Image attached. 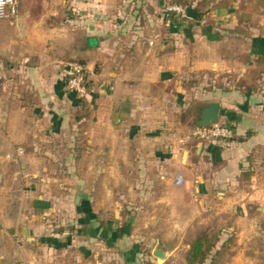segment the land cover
Returning a JSON list of instances; mask_svg holds the SVG:
<instances>
[{"label": "crops", "instance_id": "1", "mask_svg": "<svg viewBox=\"0 0 264 264\" xmlns=\"http://www.w3.org/2000/svg\"><path fill=\"white\" fill-rule=\"evenodd\" d=\"M175 1L190 10L172 23L167 0H18L0 19V264H139L136 238L162 217L178 236L207 217L235 234L264 220V22L239 0ZM70 61L85 68L80 96L64 87ZM186 99L218 102L232 137H192ZM112 169L141 186L139 200L168 188L153 197L166 208L144 209L120 237L82 187Z\"/></svg>", "mask_w": 264, "mask_h": 264}, {"label": "rangeland", "instance_id": "2", "mask_svg": "<svg viewBox=\"0 0 264 264\" xmlns=\"http://www.w3.org/2000/svg\"><path fill=\"white\" fill-rule=\"evenodd\" d=\"M240 10L243 11V17L249 16V19L257 24L264 22V0H247L246 3L242 4ZM236 14V10H234L233 15ZM187 102H189L188 99L185 100V108L188 107L187 109L190 111L191 107L187 105ZM190 105H193L191 112L195 114L194 107L196 106L194 104ZM187 112H183L184 120L186 121L187 118H190ZM130 157L131 153L128 154L129 160L131 159ZM82 160L85 162L83 163L84 168L80 169L79 172L82 176H88L89 170L86 168L87 159L85 157ZM126 166L128 167L129 163ZM109 173L112 175L110 176ZM119 175L118 169H112L111 172L110 170H106V172L100 173V177L94 185L82 186L83 189H86L90 193L91 204L95 210L98 222L110 226L118 224L121 226L127 222L122 221V219L127 220L130 216L131 220L127 222L128 231L131 227L134 230L136 229L135 226L140 225L143 220V215H145L144 209L150 210L154 208L160 211L166 208V201L156 199L158 197L156 195H159L161 198L163 191H168L166 185L165 188L161 185L146 188L143 193L145 198L141 197V200H139L140 198L137 193L141 191V186L131 185L128 182L125 183ZM169 191L171 190L169 189ZM153 197L156 198L154 199ZM135 219H137V222ZM167 220V217L160 218L161 225L157 231H153L151 234H142V239L137 236L136 240L139 241L137 247L143 253L141 256L142 260L148 253L147 259L152 257L159 264L168 263L166 254L163 259H157L149 253V249L156 238L158 244L163 243L161 244L163 251H166V247L168 246L177 245L176 254L172 255V260L176 262L175 264H178L180 259L184 257L183 249L186 245L188 247V242L196 236L206 234L213 243V247L207 253L202 264H264V220L262 221V219L247 232L235 234L233 231L219 228V220L216 217H207L205 223H202L199 227H195L197 228L196 230L189 234H181L180 236L168 232ZM130 222H134V226H131ZM150 235L153 237H150ZM145 237H147L149 242L143 241Z\"/></svg>", "mask_w": 264, "mask_h": 264}, {"label": "built area", "instance_id": "3", "mask_svg": "<svg viewBox=\"0 0 264 264\" xmlns=\"http://www.w3.org/2000/svg\"><path fill=\"white\" fill-rule=\"evenodd\" d=\"M89 1V0H82ZM167 11L175 12L177 19L186 17L184 9L176 4L165 6ZM17 13L16 0H0V19H12ZM64 87L67 91L73 92L80 96L84 92V83L86 81L84 66L76 61L67 62L63 71ZM192 137L200 142H217L232 137V130L226 123L215 122L207 126H195L191 132ZM182 178L175 175L174 183L180 184ZM15 264H27L23 260L15 262Z\"/></svg>", "mask_w": 264, "mask_h": 264}, {"label": "trees", "instance_id": "4", "mask_svg": "<svg viewBox=\"0 0 264 264\" xmlns=\"http://www.w3.org/2000/svg\"><path fill=\"white\" fill-rule=\"evenodd\" d=\"M16 1H17V8H18V0ZM204 1L211 2L212 6H215V7L227 5V2H228V0H204ZM246 1L247 0H239L238 1L239 7H241L242 4L246 3ZM165 4H166L165 6L172 5V4L179 5L184 9L185 14L190 10L189 8H186L183 3L175 1V0H167V3ZM163 13H164V16L167 22L172 23L177 20V16L175 12L167 11L164 9ZM86 86H87V82L85 81L84 90L86 89ZM127 232H128V224L126 222V224L124 223L121 226H117V228H115L113 231V235L114 237H120L123 234H127ZM212 247H213V243L209 240L206 234H202V235L194 237L188 242V247L183 257L184 264H202L206 258L207 253L211 250ZM148 255L149 254L147 253L145 255V258L143 257L144 259L143 260L141 259L139 261V264H154L150 259H147Z\"/></svg>", "mask_w": 264, "mask_h": 264}, {"label": "water", "instance_id": "5", "mask_svg": "<svg viewBox=\"0 0 264 264\" xmlns=\"http://www.w3.org/2000/svg\"><path fill=\"white\" fill-rule=\"evenodd\" d=\"M219 111V104L216 101L205 102L194 107V125L207 126L209 124L217 122ZM151 255L157 259H163L165 257V251H163L162 245L159 244L155 246L151 251Z\"/></svg>", "mask_w": 264, "mask_h": 264}]
</instances>
